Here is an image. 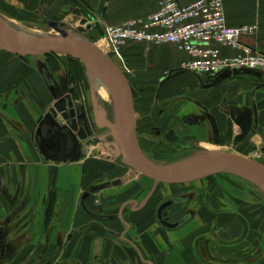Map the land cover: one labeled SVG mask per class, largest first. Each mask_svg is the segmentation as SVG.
Masks as SVG:
<instances>
[{
	"label": "crops",
	"instance_id": "0c3cea01",
	"mask_svg": "<svg viewBox=\"0 0 264 264\" xmlns=\"http://www.w3.org/2000/svg\"><path fill=\"white\" fill-rule=\"evenodd\" d=\"M16 1V5L55 16L69 13L63 11L67 7L76 10L77 6L70 0ZM79 1L95 13L100 0ZM161 1L107 0L102 19L96 17V21L103 26L102 22L116 25L144 18L155 13ZM176 1L184 6L195 0ZM222 2L228 26H258L256 35L242 37V42L264 54V0ZM221 51L225 55L234 53L228 49ZM122 55L132 70L126 76L136 127L147 128L158 121L175 119L181 110L170 108L167 114H161L160 108L173 101L175 105L182 103V99L194 98L225 129L228 118L220 112L225 105L235 103L256 112L257 136L263 140L264 149V109L250 95L254 89L264 97V82L250 78L251 72H235L236 80L208 91L198 88L197 93L190 83L193 75L190 73L164 81L160 86L166 75L181 72V64L188 59L173 46L129 44L122 49ZM207 82L208 78L198 77V86ZM76 96L74 107L82 106L77 93ZM53 105L54 100L33 59L1 51L0 264H249L252 258L258 260L254 264H264V213L252 214L250 204L242 207L240 201L204 195L196 207L199 209L196 216L182 227L168 231L158 225L154 215L160 200L153 194L142 207L149 193L143 194V189L135 190L131 200L124 199L132 192L120 182L125 168L86 152L88 146L92 148L96 144L83 143L79 159L74 162L44 158L40 153L38 127ZM231 129L233 134L238 132L236 126ZM109 178L120 184L111 183L84 201L89 212L106 218L93 219L82 211L80 200ZM103 193L107 200L99 202ZM61 195L72 200L68 214L61 205ZM49 205L52 210L46 221ZM210 225L212 232L208 229ZM229 241L235 245L227 246Z\"/></svg>",
	"mask_w": 264,
	"mask_h": 264
},
{
	"label": "water",
	"instance_id": "95a60500",
	"mask_svg": "<svg viewBox=\"0 0 264 264\" xmlns=\"http://www.w3.org/2000/svg\"><path fill=\"white\" fill-rule=\"evenodd\" d=\"M106 2L107 0L99 1L94 13L97 19H102ZM63 11L80 15L72 7H67ZM48 26L58 31L59 37H23L11 32L0 22V52L4 51L21 58L49 55L77 58L93 72L95 77L104 83L112 103V117H108L104 106L99 104V97L93 84H90L93 121L98 130H105L99 139L104 141L110 138L111 140L104 143L108 152L115 159H121L125 166L153 182L150 192L141 204L142 207L159 184H185L218 174L232 175L247 180L264 193V165L235 153L208 150L171 164H158L149 160L142 153L137 142L132 92L123 73L111 58L98 49L96 45L65 35L59 31L56 23L50 22ZM92 28L98 32L100 38H104V32L99 21H93ZM38 71L54 100L53 106L56 111L54 116L44 117L39 124L40 153L50 161H77L80 156V146L89 142L88 135L91 134L86 127L85 119L76 114L72 104L70 94L73 89L56 85L52 74L44 64H38ZM255 76L264 82V77L260 74ZM56 117H60L64 124L60 125L56 121ZM234 124L240 130V134L234 138V143H238L251 130L252 110L246 109L241 116L235 118ZM89 143L93 145L95 142L91 140ZM119 184L118 180L112 182L113 186ZM89 194L86 192L80 200L82 211L93 219H106L87 210L84 201ZM178 203L180 204L178 198L169 197L158 205L155 218L161 228L173 231L189 221V217H183L175 222L168 221L166 211Z\"/></svg>",
	"mask_w": 264,
	"mask_h": 264
},
{
	"label": "rangeland",
	"instance_id": "374dc122",
	"mask_svg": "<svg viewBox=\"0 0 264 264\" xmlns=\"http://www.w3.org/2000/svg\"><path fill=\"white\" fill-rule=\"evenodd\" d=\"M17 2L18 1L16 0L13 1L0 0V22L3 24V26H5L11 32L17 35L28 38L38 37L36 36L35 33H33V31L49 32L48 29L50 27L48 26V23L53 22L57 24L59 31H62L65 35L69 37L85 40L92 43L93 45L99 44L98 42L102 39L99 37L97 32L92 28L93 21H96L95 15L90 14V12H92L91 9L87 8L86 5L79 0H70V2H73L75 3V5H77L76 9L80 12L79 16L74 15L73 13H67L62 16L59 15L55 16L54 14L43 15V13L37 9L32 10L29 7L16 5ZM85 10L86 12L89 13L87 14L88 16L87 15L85 16L84 14H83L84 16H82L81 13H83ZM102 23H104V25H108L105 22ZM103 40H105V44L107 46L106 54L111 58V60L116 64V66H118L117 61L111 54V47L109 45L108 40L105 38H103ZM27 58H32L35 64L37 65L40 63L48 67L52 76L55 77L57 81H59V85H61L62 87L75 88L77 90V95L81 99L82 106H84L87 111L91 109L92 104L90 99V84H92L91 81H93L95 75L83 62H81L77 58H72L64 55H50L45 57H27ZM124 62L126 66L129 68V70H131L130 65L126 61V59L124 60ZM133 63L135 64V62ZM125 77L128 80V76ZM254 92L255 91L253 89L252 92L250 93L252 99L254 101L256 100L257 103L259 101L260 102L259 108L264 109V97L261 96L260 93L257 92L254 93ZM237 102L240 103L241 101H237ZM99 104L104 106V108L108 113V117H112V103L110 98L108 104L103 103L99 99ZM245 104H248V102ZM78 107H80V105ZM56 121L64 124V121L60 117L56 118ZM88 126L89 125L87 123L86 127ZM104 133L105 130L96 131V135H103ZM88 136L89 138H91V135ZM89 138L88 141L90 140ZM94 138L97 141L96 146L92 148L91 146H88L89 148L86 149V152H89V154L92 157L108 158V160L111 161L110 163L125 168V171L123 170L124 174H121L120 182L123 183V185L127 188V190H131L132 192L129 191L128 195L125 196L124 199L130 198L131 200V198H133V193L137 189H141V190L143 189V194L150 192L153 186V182L151 180L138 174L130 167L125 166L122 163L121 159L119 158L115 159L112 154L107 152L108 150L104 146V143L110 142L111 141L110 138H107L104 141L99 140L97 137H93L92 139ZM262 141L263 140L260 139L258 136H255L251 138L248 142H246L244 145L238 146L236 148L226 146L224 148L211 147L210 149L235 153L264 164V149H263ZM169 161H174L172 163H175L180 160L175 161L171 159ZM112 181L113 179L109 178L108 182L104 183V185L111 186ZM196 188L198 189V195L200 196L208 195L209 197L212 194L220 195L222 198L240 201L241 202L240 205H242V207H246L247 205L250 204V206L252 207L251 213L252 214L256 213L255 214L256 216L259 215L260 213L261 214L264 213V193H262L249 181L241 179L236 176L226 175V174L213 175L198 181L179 184V185L159 184L156 186L154 190V195L159 200H162L171 193H178L184 191L188 192L190 191V189L194 190ZM105 194L103 193L101 196H99L98 198L99 202H104L107 200L105 198L106 196H104ZM61 197H62L60 201L61 205L64 206V212L68 214V206H70V204L72 205V200L70 196L63 197L61 195ZM141 198L142 196L140 197V199ZM93 199L97 200L96 197H93ZM120 201L121 200H118V202ZM53 202L51 203L53 204ZM260 202L263 204H261ZM260 204L262 206L259 208ZM48 208L49 210H52L50 209L52 208L51 205H49ZM252 217L253 216H251V219ZM253 222H255V220H252V225L255 226L256 224L254 225ZM47 225L48 222L44 224V227L46 228ZM211 226L212 225H210L208 228L210 232H212ZM263 226L264 225H262V228ZM209 231L206 233L210 234ZM213 232L215 231L213 230ZM233 242L232 241L227 242L228 243L227 246L232 247L233 245H235L233 244Z\"/></svg>",
	"mask_w": 264,
	"mask_h": 264
},
{
	"label": "built area",
	"instance_id": "2783aa9c",
	"mask_svg": "<svg viewBox=\"0 0 264 264\" xmlns=\"http://www.w3.org/2000/svg\"><path fill=\"white\" fill-rule=\"evenodd\" d=\"M102 29L124 76L131 70L124 62L122 49L129 44L144 43L173 46L188 57L179 71L198 77L246 71L264 77V54L242 42V37L255 36L258 26H228L222 0H195L184 6L176 0H162L155 13L103 25ZM222 49L234 53L225 55Z\"/></svg>",
	"mask_w": 264,
	"mask_h": 264
},
{
	"label": "flooded vegetation",
	"instance_id": "af4514ba",
	"mask_svg": "<svg viewBox=\"0 0 264 264\" xmlns=\"http://www.w3.org/2000/svg\"><path fill=\"white\" fill-rule=\"evenodd\" d=\"M76 9V8H75ZM77 10V9H76ZM78 11V10H77ZM79 12V11H78ZM71 13V12H69ZM80 13V12H79ZM82 16H86L89 14L86 12V10L81 13ZM84 14V15H83ZM90 14H93V12H90ZM88 16V15H87ZM50 72V71H49ZM190 75L186 72H178L166 75L163 81L160 83V86H163V83L166 81H170L176 76L181 74ZM236 74L237 73H224L217 75L213 78H208L209 82L202 84L198 86V76L190 75V83L194 85L195 91L198 93V88L202 91H208L210 89H216L218 87L223 86L226 82H232L236 80ZM257 73H249L250 78H253V80H257L259 82V79L255 76ZM54 82L56 85H59V81L53 77ZM165 81V82H164ZM62 87V86H61ZM72 88L73 92L70 94V98L73 104V97L76 96L77 90L73 87H67ZM240 95L241 93H236V95ZM74 106V104H73ZM77 115L79 117H83L85 119L86 124L88 123V131L90 129L91 132V138H89V142L92 140L95 143L93 145L97 144L95 138L98 139L102 135H96V131H98L96 125L93 121V111L92 107L87 111L84 106L80 107H74ZM177 109L175 111H180L179 117L172 119V120H165V121H158L156 125L149 126L147 128H140L135 127L136 137L138 145L142 151V153L151 161L155 163L160 164H170L174 161L169 160H181L185 159L187 157L193 156L198 154V152L201 151H208L211 150L210 148H224L226 146H230L233 148H236L238 146L244 145L246 142H248L251 138L257 136V122L258 118L256 117V112H254L252 109L248 108V106L243 105H236L235 103H229L225 105V109L221 110V114L225 117H227L226 121V127L225 129L220 126V122L216 119V117L212 114L211 111H209L205 106L198 103V99L194 98H185L182 99V103L175 104L173 103H167L166 105L162 106L160 108L161 114H167L169 109ZM246 109L252 110V127L251 130L248 132V134L238 143H234V138L240 134L239 128L234 124V120L237 116H241ZM55 109L53 106V109L49 111L47 116L51 115L54 116ZM89 112V113H88ZM184 112V113H183ZM58 118V117H56ZM236 126L238 128V132L236 134H233V128ZM92 129V131H91ZM101 131V130H100ZM95 135V136H93ZM100 140V139H99ZM107 187V185H104L103 183H99L95 189H91L88 191L89 196L91 194L98 193L99 191L104 190ZM154 192L152 195L146 200L145 204L152 198ZM87 196L86 199L89 197ZM169 197H176L178 198V201H180V204L170 207L166 211V217L168 221L175 222L183 217H189V221L196 216L197 212H199V209H197V205L200 203V195H198V189H194L188 191V192H178V193H171L164 199L160 200L158 204L155 207V211L158 207V205ZM146 198V197H145ZM143 199V201L145 200ZM142 201V202H143ZM177 212V213H175ZM261 259V258H260ZM258 262L257 259L251 260L249 264H254Z\"/></svg>",
	"mask_w": 264,
	"mask_h": 264
},
{
	"label": "bare ground",
	"instance_id": "6f19581e",
	"mask_svg": "<svg viewBox=\"0 0 264 264\" xmlns=\"http://www.w3.org/2000/svg\"><path fill=\"white\" fill-rule=\"evenodd\" d=\"M48 30H49V32L33 31V33H35L36 36H38V37H59L60 33L58 31L52 30L51 28H49ZM98 43L99 44L96 45L98 47V49H100L101 51L106 53L107 46L105 44V40L101 39ZM91 82L94 86V90H95L97 96L99 97V99L103 103L108 104L109 103V96H108V93H107V90H106L104 83L102 81H100L97 77L93 78V81H91ZM211 150H216V149H211Z\"/></svg>",
	"mask_w": 264,
	"mask_h": 264
},
{
	"label": "trees",
	"instance_id": "16d2710c",
	"mask_svg": "<svg viewBox=\"0 0 264 264\" xmlns=\"http://www.w3.org/2000/svg\"><path fill=\"white\" fill-rule=\"evenodd\" d=\"M50 56V55H49ZM51 209V208H50ZM50 213H51V210H49V208H48V210H47V212H46V216H45V218H46V221H47V217H49L50 216Z\"/></svg>",
	"mask_w": 264,
	"mask_h": 264
}]
</instances>
